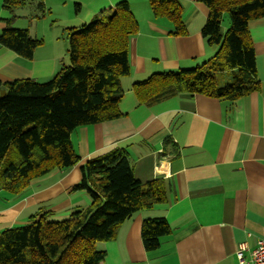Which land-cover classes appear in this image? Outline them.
<instances>
[{
    "label": "crops",
    "instance_id": "1",
    "mask_svg": "<svg viewBox=\"0 0 264 264\" xmlns=\"http://www.w3.org/2000/svg\"><path fill=\"white\" fill-rule=\"evenodd\" d=\"M179 1L186 35H176L168 18L155 17L150 0H25L14 10L12 26L42 37L43 44L32 59L0 44L2 83L52 80L70 54L67 39L60 37L121 2L130 5L139 30L129 43L131 72L121 79L122 116L72 132L78 165L35 180L21 196L0 190V231L28 225L45 213L49 220L70 218L89 207L90 194L74 190L83 180L82 167L122 149L142 183L166 181L167 201L137 212L120 225L113 240L99 242L98 250L105 252L102 264H240L237 250L243 243L249 257L264 235V17L249 23L258 90L233 102L182 93L140 104L133 91L136 83L155 73L196 68L217 52L203 36L208 7L201 0ZM10 16L0 0V35ZM160 218L172 233L161 238L158 250L148 252L143 222Z\"/></svg>",
    "mask_w": 264,
    "mask_h": 264
},
{
    "label": "trees",
    "instance_id": "2",
    "mask_svg": "<svg viewBox=\"0 0 264 264\" xmlns=\"http://www.w3.org/2000/svg\"><path fill=\"white\" fill-rule=\"evenodd\" d=\"M201 1L209 9L203 36L217 47L216 54L196 68L155 73L136 83L133 91L140 104L182 93L233 102L260 88L249 23L264 17V0ZM24 4L4 0L11 16L0 44L32 59L43 41L12 26L14 10ZM150 7L155 17L173 22L176 35L188 33L179 0H150ZM39 11L44 12L42 3ZM225 13L231 26L223 32ZM138 30L130 5L121 2L69 32L70 65L49 82L0 81V190L21 196L35 180L78 165L72 132L122 116L121 79L131 72L129 43ZM219 76H228L231 84L221 85ZM82 170L83 180L74 190H86L91 205L66 220L52 221L45 213L28 225L0 231V264H102L105 252L98 250L99 242L113 240L120 225L137 212L167 201L166 181L138 180L126 150L90 160ZM171 233L166 219L145 220L141 234L146 251L158 250L161 238Z\"/></svg>",
    "mask_w": 264,
    "mask_h": 264
},
{
    "label": "built area",
    "instance_id": "3",
    "mask_svg": "<svg viewBox=\"0 0 264 264\" xmlns=\"http://www.w3.org/2000/svg\"><path fill=\"white\" fill-rule=\"evenodd\" d=\"M248 251L246 244H240L237 250V257L240 264H264V235L258 241L256 247L246 256Z\"/></svg>",
    "mask_w": 264,
    "mask_h": 264
},
{
    "label": "rangeland",
    "instance_id": "4",
    "mask_svg": "<svg viewBox=\"0 0 264 264\" xmlns=\"http://www.w3.org/2000/svg\"><path fill=\"white\" fill-rule=\"evenodd\" d=\"M230 26H231V18H230V14L229 13H225L224 14V16H223V21H222V30H223V32H226L229 28H230ZM37 38V37H36ZM38 38H42V37H38ZM54 38V37H53ZM60 39L62 40V41H66V39H67V41H68V45H69V40H68V37H60ZM66 41V42H67ZM68 61V62H67ZM66 62H67V65L69 66L70 65V54L68 55V59L66 60ZM228 76H226L224 79H223V77H221V76H219V82H220V84L221 85H227V84H231V83H227V80H228V78H227ZM224 80V81H223ZM232 82V81H231ZM12 151H14L15 153H16V150H12ZM65 219H68V217L67 218H64V219H53V218H51L50 220H60V221H62V220H65Z\"/></svg>",
    "mask_w": 264,
    "mask_h": 264
}]
</instances>
